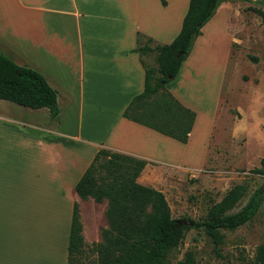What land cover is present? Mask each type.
Returning <instances> with one entry per match:
<instances>
[{"label":"crops","instance_id":"1","mask_svg":"<svg viewBox=\"0 0 264 264\" xmlns=\"http://www.w3.org/2000/svg\"><path fill=\"white\" fill-rule=\"evenodd\" d=\"M222 3L165 84L195 114L181 143L121 113L142 90L141 61L152 55L133 51L137 36L170 42L188 0H0V52L37 70L61 100L50 126L0 113V264H66L73 203L83 237L84 206L102 204L74 190L99 147L145 160L139 183L149 166L201 165L214 112L177 86L199 76L197 65L211 67L220 48L228 57L230 39L216 16Z\"/></svg>","mask_w":264,"mask_h":264},{"label":"rangeland","instance_id":"2","mask_svg":"<svg viewBox=\"0 0 264 264\" xmlns=\"http://www.w3.org/2000/svg\"><path fill=\"white\" fill-rule=\"evenodd\" d=\"M220 9L216 16L230 39L228 57L220 48L211 67L197 65L199 76L189 78L187 84L181 80L177 86L180 93L186 91L189 98L196 103L200 99L204 109L214 112L202 163L196 169L184 163L149 166L140 175V183L162 192L171 217L193 222L181 242L166 252L163 264H177L187 257L192 264H252L264 238V176L254 171L264 155V2L223 0ZM144 61L153 64V55ZM60 103L57 98L58 108ZM0 113L44 126L57 118L46 108L30 109L5 100H0ZM179 155L181 151H176L175 156ZM235 185L244 191L228 212L238 210L255 189L260 205L247 223L220 229L221 240L214 243L202 225L193 224L207 220L210 207ZM100 202L84 206L86 236L73 264H97L95 244L102 242L109 229L102 216L106 201Z\"/></svg>","mask_w":264,"mask_h":264},{"label":"trees","instance_id":"3","mask_svg":"<svg viewBox=\"0 0 264 264\" xmlns=\"http://www.w3.org/2000/svg\"><path fill=\"white\" fill-rule=\"evenodd\" d=\"M221 0H188L178 33L168 43L137 36L133 51L139 55L151 52L153 64L143 66V87L123 109L121 115L181 143L187 141L194 112L184 107L165 87L173 79L188 54L191 41L213 14ZM144 38L142 42L140 39ZM150 43V45H149ZM0 99L29 108L45 107L51 117L57 116L56 91L35 69L19 65L0 52ZM146 161L105 147H99L74 184L77 195L95 202L106 201L104 216L107 231L102 242L95 244L97 264H163L166 252L177 246L187 219L173 218L161 191L137 182ZM254 171L264 176V155ZM241 185L231 187L209 209L202 225L214 243L221 240L220 229L232 230L247 223L260 205L255 189L236 211L228 210L243 194ZM185 221L186 223H184ZM83 244L78 207L72 205L67 239L66 264H73ZM177 264H192L189 257ZM252 264H264V238L256 247Z\"/></svg>","mask_w":264,"mask_h":264},{"label":"water","instance_id":"4","mask_svg":"<svg viewBox=\"0 0 264 264\" xmlns=\"http://www.w3.org/2000/svg\"><path fill=\"white\" fill-rule=\"evenodd\" d=\"M263 2H264V0H263ZM183 222L186 223L185 221H183ZM192 223H193L192 220H189L187 224H188L189 226H191Z\"/></svg>","mask_w":264,"mask_h":264}]
</instances>
